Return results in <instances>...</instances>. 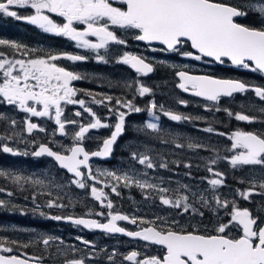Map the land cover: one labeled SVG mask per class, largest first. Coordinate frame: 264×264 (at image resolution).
Instances as JSON below:
<instances>
[{
  "label": "snow or ice",
  "instance_id": "snow-or-ice-1",
  "mask_svg": "<svg viewBox=\"0 0 264 264\" xmlns=\"http://www.w3.org/2000/svg\"><path fill=\"white\" fill-rule=\"evenodd\" d=\"M119 5V6H114ZM30 8L34 10L33 15L21 16L13 8ZM45 13H55L64 19V23L54 22ZM0 14L13 17L17 20H26L28 23L37 25L45 32L55 33L59 36L68 37L76 41L81 48L92 50L105 49L110 42L125 44L126 41L120 39L111 29L112 26L120 29L137 30L135 39L146 41L149 44L156 42L164 47L160 51L176 52L183 57L200 61L203 58H211L213 61L223 64L225 58L232 65L249 69L252 72L264 74V0H239L237 4L226 3L224 0H0ZM250 15L256 17L259 26L239 22L240 18L247 19ZM75 24L85 25L83 30L75 27ZM96 37L97 42H92L88 37ZM190 44L193 51H182V48ZM0 45H9L12 48H19L14 42L0 39ZM157 49H153L156 51ZM0 56H3L0 53ZM60 56L52 55L47 58L35 59H0V73L3 80L0 82V102L13 105L19 110L30 114L31 117H48L54 119L61 135L66 132V124H78L76 120L64 119V109L62 104H79L83 113H88L92 121L88 124L79 123L78 131L73 135V146L66 149V152L53 151L47 145H39V149L32 153L36 157L47 155L53 157L59 166L66 169L76 178L71 181L77 187H86L84 182L85 172L89 179H95L91 173L89 161L91 157H106L112 152V146L117 138L121 136L125 128L126 112H118V120L114 125L110 138L103 141V148L99 151H87L82 142L86 134L92 129L112 127L103 123L96 113L85 105L83 99L76 100L77 89L72 87V82L82 79V77L64 67L58 66L54 61ZM70 61H82L86 57L80 55H66ZM103 60V56H98ZM135 69L137 73L148 75L154 71L151 63H147L145 58L131 53H124L120 61ZM180 83L178 87L184 92H191L192 95L202 97L208 101L219 102L221 97H231L234 93H245L252 91L261 101H264V87L246 84L240 80L217 79L207 75H191L186 71L176 73ZM139 95L143 97L151 89L140 85L137 89ZM90 94V93H89ZM111 101V96L105 97ZM103 103V100L95 101ZM116 103L128 109V112L139 113L141 108L133 105L131 101L122 102L117 99ZM181 104L186 101L181 100ZM157 105L152 103L149 108L150 114L155 116L154 110ZM219 110V109H217ZM109 111H112L110 108ZM229 116L235 115L238 121L251 123L253 118L249 115L228 111ZM264 111V109H261ZM81 111H76L75 116L81 117ZM164 115L172 121L189 119L171 111H165ZM2 118V117H0ZM159 119V117H155ZM26 130L31 134L34 130L44 132L43 127L33 123L30 119L25 121ZM11 125L15 126L16 121L12 120ZM146 127L158 130V124L148 122ZM213 132L212 127L204 129ZM219 135H225L219 133ZM231 141V156L224 157L233 169L244 166H264V133L237 130L228 136ZM176 147H183L177 144ZM189 148H203L204 145L189 144ZM0 150L12 155H27V152L20 153L9 147L7 144L0 145ZM133 158L138 159L141 165L147 168H154L150 157L133 153ZM216 160L210 161L215 165ZM191 167L190 164L185 165ZM161 168H167V163H161ZM207 171L212 174L213 179L208 183L215 189L224 184V173L209 166ZM0 170V176H6ZM107 175L113 176L117 181H123L124 186L131 184L140 189H153L160 193L159 199L163 205L176 209H182L183 213L200 212L189 203L187 194H178L175 198L167 195L169 188L159 187L147 181L135 180L127 174L118 176L113 172ZM14 182L28 178L16 175L12 177ZM243 182V181H241ZM32 183L42 184L41 180H34ZM251 187L245 191L237 190L244 200H249L254 194L257 186L256 181H250ZM258 186L264 189V180L259 181ZM186 188L187 186H182ZM0 191L4 189L0 188ZM112 191L119 195L117 188L112 187ZM177 192L179 190H176ZM264 195V192L260 193ZM8 195H12L11 192ZM91 195L101 202L102 207H107L108 220L101 223L96 219L74 218L71 216H52L53 220H67L71 223L83 226L86 229H100L106 233H122L129 237L139 238L144 241L160 245L163 248L162 255L147 256L139 259L140 253L132 251L124 257L132 264H264V226H262L259 216H254L248 208H239L235 201L221 200L218 196L214 197L217 208L228 209L231 211L226 214L230 217L227 223H218L214 228V234H205L198 231L195 227L192 231L185 228L175 230L172 227H157L154 223L141 220V223H151V226L144 227L139 231H127L118 225V221H129L137 224L136 218H131L120 213H113V203L107 199L102 189L91 187ZM35 200V197H33ZM107 200V204H104ZM204 206L209 205V201L203 196L200 197ZM5 202L0 200V207ZM49 208H62L54 200L47 203ZM43 215V213H41ZM104 216L105 213H97ZM173 223H176L175 221ZM231 229L240 231V235H231ZM53 238H45L42 243L47 247ZM80 239V238H78ZM89 244L87 240L82 241ZM12 243H16L13 241ZM28 245H24L27 247ZM13 248L6 246L5 242H0V253H12ZM113 257L109 256V260ZM39 260L40 258H32ZM0 264H29L28 259H22L17 255L0 254ZM66 264H84L83 259H73Z\"/></svg>",
  "mask_w": 264,
  "mask_h": 264
},
{
  "label": "flooded vegetation",
  "instance_id": "flooded-vegetation-1",
  "mask_svg": "<svg viewBox=\"0 0 264 264\" xmlns=\"http://www.w3.org/2000/svg\"><path fill=\"white\" fill-rule=\"evenodd\" d=\"M239 0H233L232 4H237ZM119 6V5H114ZM21 16L33 15L34 10L30 8H18L14 9ZM46 14V13H45ZM53 16V21L57 20V23H64L62 17L57 16L55 13H51ZM13 19V17H11ZM239 22L249 24L251 26H259V22L256 20V17L250 15L247 19L240 18ZM17 24L24 26L23 29H15L12 31L8 28L11 42H16V44L21 45L19 48H12L9 45L1 46L0 53L5 57H9V60L15 59H30L26 55L25 49L28 50H37L35 58H47L48 56L56 55L61 58L54 61L58 66L64 67L70 71H73L79 74L82 79L72 82V87L77 89V95L74 97L76 100L83 99L85 105L90 107L96 115L101 119L103 123H107L112 127L108 128H99L92 129L89 133L86 134L85 140L82 142L83 147L89 152L99 151L103 147V141L107 138H110L111 132L114 130V125L118 120L119 111H128V109L121 107L116 103V100L119 99L122 102L131 101L134 106L142 108L147 106L150 102L155 100L158 101L159 93L158 90H167L173 86L171 93L174 91L175 84H179V77L176 75L179 71H186L191 75H207L212 76L217 79H233L240 80L249 85L262 86L264 87V74L259 72H252L249 69H244L242 67H237L231 64L230 61L225 59L223 64L215 62L209 58H203L200 61L188 59L189 65L183 66L182 68L179 65H169L165 63H155L152 59L145 58L141 53H139V47H159V49L164 46L161 45H147L141 41L136 40L134 37L137 33V30L134 29H120L114 26L110 30L114 31L116 35L126 41L125 44H116L110 42L107 48L92 50L85 48V51H82L76 41L70 40L68 37L59 36L55 33L46 32L44 35H40L41 32H45L43 29L34 25L31 27V24L26 20H17ZM79 30H83L86 26L81 24H75ZM3 28H0V31ZM91 41H95L96 37H89ZM39 45V46H37ZM37 46V47H36ZM127 49V53L133 55L141 56L145 58L148 63H151L154 67V73L151 75H142L134 71L129 65L123 64L119 61H114L110 57V52L117 51L118 49ZM182 51H193L190 44H186ZM79 52L89 55V59L82 61H75L74 63L66 64L63 60L67 61L66 55H77ZM24 53V55H23ZM118 54H124L125 52H117ZM101 54L103 60H95L94 55ZM163 57L176 58L179 60H174V62L180 61V55L176 52H167L162 51L161 54ZM128 80L129 88L125 86V81ZM160 81L162 84L167 83L168 86L164 87L158 85L156 81ZM148 84L147 87L151 89L149 93L146 94V101L142 103V97L139 95L137 89L141 85V82ZM179 88V87H178ZM180 89V88H179ZM90 93V94H89ZM183 94V101H186V104H181V108H166L168 111H171L175 114H179L183 117H189V119H182L181 121H172L169 117H162L161 123L158 126V131L161 137H167L173 142L181 143L188 136L181 137L180 135H175L174 131L181 130L185 128L187 132L201 130L202 126L205 128L212 127L214 131L221 133L223 114L227 115V129L233 130L238 127V125H246L245 131L252 132H262L264 133V101H261L258 97L255 96V93L252 91H247L245 93L235 94L229 98L221 97L219 102H212L199 99L189 93ZM111 96L113 99L108 101L105 97ZM241 97L246 100L248 96L247 106L243 108L246 112H241V114L249 115L253 118L251 123L245 121H238L235 119V115L229 116L228 112L225 111L222 107L224 100L231 101L236 97ZM103 100V103H96L95 101ZM158 103V102H157ZM202 107L204 111H199V117H196V105ZM64 109V119L69 116H75L76 111H81L79 104H62ZM169 107V106H168ZM205 107H208L206 109ZM112 111H109V109ZM238 108V107H237ZM219 109V110H217ZM239 109V108H238ZM207 110V111H206ZM21 111V110H20ZM163 109L158 110L157 114H162ZM209 111V112H208ZM233 114L239 113L237 109L228 110ZM73 116V117H74ZM137 116L136 112H130V114L125 117V128L121 136L118 137L116 143L113 146L110 158L101 159L99 157L90 158L89 165L91 167L92 176L95 179H89L87 175V169H83L85 172L84 182L86 187L81 189L72 183V189L75 194H72L73 198L76 200L73 203L67 204L64 203L62 208H49L46 204H36L35 207L38 210V214H35L33 206V196L30 193L26 198V206L28 211V220L22 224H26L29 229L33 230L34 233L28 236H22V243L19 244V240L14 243V246L20 249L18 254H4L3 255H17L23 259L33 260L42 264H66L67 261L73 259H83L85 264H109V256H112L114 262L112 264H128V261L124 259L125 256L130 254L132 251H137L140 253L139 259H143L147 256L153 255H162L163 248L160 245L153 244L148 241H144L139 238L129 237L122 233H106L100 229H86L83 226H78L67 220H53L50 217L52 216H62V217H74V218H89L96 219L101 223H106L108 220L107 213L110 211L107 207H102L101 202L97 201L91 195V187L94 185L97 189H102L107 196L108 200H111L113 203V208L111 211L113 213H120L127 215L131 218L137 219V224H131L129 221H118L120 227L125 228L127 231H139L144 227L151 226V223H141V220L154 223L157 227H172L175 230H180L185 228L188 231H192L195 227L198 231L205 234H214V228L218 223H227L228 218L225 220L220 219H208L192 222V221H175V215L173 212L166 211L160 213L156 210L159 207V204L155 206L148 207V205H139V204H128L126 201V187L124 186L123 181L111 180V176L107 175V172H113L118 176H122L126 172V150L125 146L127 140L132 142V145L136 148L140 145L138 142L140 134L136 131H132L131 126L136 128V125L130 124L131 117ZM72 120L78 121V124L73 125L68 128L69 124H66V132L64 135H61L58 131L57 126V137L63 139L69 137L70 145L73 146L75 143L73 140V135L78 131L79 123L88 124L92 121V117L88 113H83L81 117H75ZM115 120L113 123L112 121ZM186 121L185 123H183ZM230 122V123H229ZM230 130V131H231ZM212 134L217 136L216 133ZM69 133V134H68ZM222 135H219V137ZM204 140H199L203 142ZM220 141V140H219ZM161 141L156 140L155 143H160ZM6 143H3L4 145ZM10 144V143H9ZM14 150L24 153L20 147L17 148L15 145H9ZM44 144L50 147L52 150L61 152L59 147L54 145L50 139H43L36 146L31 145L29 150L31 155H12L10 153H4L0 151V163H4V158L14 159L15 161L32 160L37 162L40 165L44 163L51 166V169H55L59 175L64 177L67 181H72L76 179L73 175H70L63 171L56 161L49 156H40L36 157L32 155L33 152L37 151L39 145ZM202 144V143H201ZM17 145V144H16ZM205 145V144H203ZM180 148V147H177ZM182 147L183 153L188 152L187 148ZM203 153L206 155L205 148H201ZM153 150L158 153L161 149L154 147ZM159 157H155V160H158ZM32 164V163H31ZM29 164V165H31ZM257 167V166H256ZM262 166L258 165V169H262ZM254 175V173H252ZM201 178L207 175L206 172H201ZM210 175V174H208ZM190 177V176H189ZM193 178V177H191ZM253 179V178H250ZM261 179V178H260ZM258 184V181H257ZM159 185V184H157ZM10 186H12L10 184ZM115 186L119 195L112 191V187ZM0 188L4 191H0V200H9L11 195H8L12 189L3 187V184L0 182ZM207 188V186H206ZM14 190V188H13ZM12 193V192H11ZM206 193H208L206 191ZM13 195V193H12ZM88 201V202H87ZM158 202L157 199L155 200ZM87 202V203H86ZM242 204L238 205L239 208H248L254 216H259L262 226H264V195L256 193L251 200L241 199ZM104 204H107V200H104ZM103 212L104 216H99L97 213ZM41 213H43L42 217ZM219 215V214H215ZM213 215V216H215ZM49 217V219H46ZM37 221H36V220ZM46 219V220H45ZM176 223H173V222ZM186 225V226H185ZM231 235L239 236L241 233L237 229H231ZM50 234L54 239V244L48 245L46 247L41 240L43 234ZM80 238V239H78ZM87 240L90 243L84 244L82 241ZM61 242V247L65 251L56 250V243ZM28 245L24 247V245ZM63 253L64 256L59 255ZM59 253V254H58ZM66 256V257H65ZM32 258H40L39 260ZM130 262V261H129ZM132 263V262H130Z\"/></svg>",
  "mask_w": 264,
  "mask_h": 264
},
{
  "label": "rangeland",
  "instance_id": "rangeland-1",
  "mask_svg": "<svg viewBox=\"0 0 264 264\" xmlns=\"http://www.w3.org/2000/svg\"><path fill=\"white\" fill-rule=\"evenodd\" d=\"M226 3H233V0H224ZM239 3V2H238ZM14 9V8H13ZM52 20L53 16L51 13H46ZM57 23V20L54 21ZM31 27H34L33 24H31ZM0 28H3V30L0 31V39L3 40H9L10 34L8 28L12 31L13 28L15 29H23L24 26L17 24V19L11 18L8 16H4L3 14H0ZM46 32H41L40 35H44ZM89 39V37H88ZM90 40V39H89ZM11 42V41H10ZM92 42H97V39ZM16 43V42H15ZM77 43V42H76ZM1 46H7V45H0ZM39 46V45H37ZM36 46V47H37ZM79 47V46H78ZM82 51H85V48L79 47ZM153 49H157L156 51H153ZM128 52L127 49H118L116 52L111 51L110 57L114 61H120L122 54H118L117 52ZM27 57L30 59H35L37 50H28L25 49ZM99 51V50H98ZM139 53L143 55L145 58L152 59L155 63H165L169 65H179L180 68L183 66H188L189 58L183 57L180 54V61L174 62V60H179L176 58H169V57H163L162 51L159 50V47H139ZM24 55V53H23ZM77 55L84 56L86 59H89V55H86L85 53L79 52ZM101 54L94 55L95 60L98 59V56ZM6 58L9 59V57L0 56V59ZM38 58V57H37ZM64 63H74L75 61L70 60H63ZM3 76L2 73H0V82H2ZM158 85L162 86H168L167 83L162 84L160 81H156ZM142 85L148 86V84H145V82H141ZM125 86L129 88V82L128 80L125 81ZM173 86H171L167 90H158L159 98L158 103L153 100L150 102L147 106L142 107V111L137 113V116L131 117L130 124L136 125V128L131 126L132 131H136L141 136L138 140L140 145L136 148L132 145V142L127 140L125 150L127 153L126 156V172L122 175L124 176L127 174L129 177H132L135 180L140 181H147L148 183L152 184H159V187H165L169 188L170 191L167 195L175 198L178 194H187L189 196V203L193 204L196 209H198L200 212H203L204 215L200 216L198 213H183L182 209H176L170 206L163 205L160 202L159 196L160 193L157 190L153 189H140L139 187L135 186V184H131L130 186L126 187V202L128 204H139V205H148V207L151 208V206H155L159 204V207L156 208V210L160 213L170 211L173 212L175 215V221H192V222H198L208 219H230V217L226 214L227 212L231 211V205L228 209L223 208H217L215 204L214 197H219L221 200H228V201H235L236 206L239 204L241 205V199H243L237 190L245 191L251 187L250 181H261L264 180V166H262V169H258V165L255 166H244L241 168L233 169L227 160L224 159L226 156H231L233 153L229 151L231 148V141L228 139V136L237 131H245L243 129H236L231 130V132L224 133L225 135H222L219 137L218 132L214 131V133L217 134V136L214 137L212 132L204 131L206 129L204 126H202L201 130L196 131H190L187 132L185 128H181L182 131L175 130V135H180L181 137L188 136L183 142L176 143L173 142L168 138L166 140L165 144L169 145V155L168 158L172 159L175 158L176 155L173 154L171 151L173 147H175L177 144L183 145L184 148L188 149V152L185 151V154L183 155V159L185 162H187V165L194 163L196 166H198L199 162L202 161L200 166V172L202 171L206 172L207 175L205 177H195L193 178L189 177V170L190 168L187 167L185 172L180 167H173L170 168L168 166L167 168H161L157 164L158 161H154V158L151 160L155 162L156 165L154 168H147L146 165H141L138 162V159L133 158V153H136L139 155H146L147 149L150 147L148 153L150 154L151 151L154 148V140L153 135L155 137H160V133L157 132L158 130H152L148 129L146 127L148 122H154L157 123L158 126L161 123L162 117H167L164 115L165 111H168V108H177L180 109L181 103L180 101L183 100V95L180 93L178 89V84L176 83L174 86L173 93L170 92L172 90ZM146 97V94L142 97V103L146 101L144 99ZM248 100V96H246ZM152 103H155L157 105L156 109L154 110L155 116L150 114L149 108ZM169 106V107H168ZM167 109H166V108ZM208 109V107H205ZM163 115L157 114L158 110H161ZM201 109V110H199ZM196 117H199L200 113L199 111H204L202 107H199V105H196ZM199 110V111H198ZM241 112H246L243 108H239ZM207 111V110H206ZM124 112V111H123ZM209 112V111H208ZM127 115L130 114V112L126 111ZM74 116V115H73ZM69 116L66 117V120H72L76 116ZM0 145L3 143L9 144V145H15L20 147L24 152H27V156L31 155V151L29 150V147L31 145L36 146L39 144L40 141L43 139H50L54 145L59 147V149L63 152H66V149L69 148L70 142L69 137H65L63 139H59L57 137V125L54 122V119H50L48 117H31L30 114L25 113L23 111H20L18 107L13 105H8L4 102H0ZM155 117H159V119H155ZM30 119L33 123H36L38 126L43 127L45 129L44 132H40L39 130H34L31 134H29L26 130V123L25 121ZM15 120L16 125L12 126L11 121ZM113 123L115 120L112 121ZM245 125V124H244ZM68 128L71 127V124L67 126ZM222 133V132H221ZM69 134V133H68ZM204 140L203 142H199V140ZM220 140V141H219ZM17 144V145H16ZM173 144V145H172ZM189 144H205L203 148L206 150V155L203 153V150L201 148H189ZM183 148V149H184ZM2 151V150H0ZM179 152H182V149L178 150ZM2 153V152H0ZM180 155L182 153H178ZM172 155V157H171ZM147 156V155H146ZM149 157V156H148ZM215 159L217 162L215 165L210 164V161ZM207 161V162H206ZM32 163V164H31ZM31 164V165H29ZM41 163L33 162L32 160H26L23 161H15L14 159H8L4 158V163H0V170L5 171L8 173L6 176H0V182L3 184V187L12 189L11 192L13 195H11V199L9 200H3L5 202V205L0 207V242H5L6 246L12 247L13 252L12 253H4V254H18L20 253V249L16 246H14L13 241H18L19 244H21L23 241L21 239L22 236H30L34 233L33 230H36L33 228V230L29 229L26 224H22L23 222L28 220V211L26 206V198L27 196L32 193V196L35 197V200H33V206H34V212L35 214H38V210L35 205L36 204H46L49 200H54L59 204H70L75 202L76 200L73 198L72 194H75L72 189V183L71 181H67L64 177L59 175L57 171L54 169H51V166L47 163L40 165ZM211 166L215 170L220 171L224 173V184L222 186H218L215 189L208 183L209 179H213L215 177L212 176L211 173L207 171V168ZM257 166V167H256ZM108 173V172H107ZM254 173V175L252 174ZM210 174V175H208ZM22 176L25 178H28L27 180H21L19 183L14 182L13 176ZM253 178V179H250ZM261 178V179H260ZM34 180H41L43 181L42 184H35L32 183ZM111 180H116L113 176H111ZM243 181V182H241ZM124 183V182H123ZM10 184L12 186H10ZM186 185L187 187L184 188L182 186ZM207 186V188H206ZM14 188V190H13ZM176 190H179L178 192ZM206 191L208 193H206ZM264 192V189H260L258 184L255 189L256 193H262ZM139 193V194H138ZM254 194V195H255ZM139 195V196H138ZM253 195V196H254ZM129 196V198H128ZM138 196V197H137ZM203 196L205 200L209 201L208 206H204L203 202L200 200V197ZM253 196L249 199L251 200ZM157 199V203L156 200ZM88 202V201H87ZM86 202V203H87ZM215 214H219L218 216ZM215 215V216H213ZM42 217H44L42 215ZM45 218V217H44ZM46 219H49L47 217ZM45 219V220H46ZM36 220V219H35ZM37 221V220H36ZM186 226V225H185ZM51 237L50 234L46 233L43 234L41 237V240L45 238ZM52 238V237H51ZM54 244V239L50 241L49 245ZM50 247V246H48ZM64 247V246H63ZM61 247V242L56 243V250L57 252L59 250L65 251L64 248ZM60 253V252H59ZM58 253V254H59ZM59 255L64 256L63 253H60ZM66 257V256H65ZM109 264H112L114 262L113 260H109ZM85 264V261H84ZM128 264H132L128 261Z\"/></svg>",
  "mask_w": 264,
  "mask_h": 264
},
{
  "label": "trees",
  "instance_id": "trees-1",
  "mask_svg": "<svg viewBox=\"0 0 264 264\" xmlns=\"http://www.w3.org/2000/svg\"><path fill=\"white\" fill-rule=\"evenodd\" d=\"M246 106H247L246 100L242 99L239 96L236 97V98H234L231 101L224 100L223 103H222V107H223L224 110L225 109H227V110H231V109L235 110V109H237L239 113H241V111L238 108H245ZM226 117H227V115L224 113L223 114V122H222V127L223 128H221V132L222 133L231 132L230 131L231 129L230 130L227 129V125L228 124L226 122ZM185 122L186 121H184L183 123H185ZM243 126H246V125H238V129L245 130V127H243ZM153 140H154V147L155 148L158 147L161 150L158 153H156L154 150H152L151 153L149 154L148 151H149L150 147H152V146H150L147 149V153H146L147 156L152 157V159L154 158V161H158L157 162L158 165H160L161 163H167V165L170 166V168L180 167V168L183 169V171L188 172V171H186L187 167L185 166V165H187V162H185L184 159H183V155L185 153H183L182 155L178 154V153H182L183 152V151L182 152H179L178 151L179 149H182V147H180V148H177L176 146L173 147L171 151L173 152V154L176 155V157L175 158H172V159L171 158L169 159L168 158V155H169V149L170 148H169V145H166L165 144V142H166V140H168V138L167 137H163L162 138L161 136L160 137H155L153 135ZM156 140H159L161 142L160 143H155ZM155 157H159V159L158 160H155ZM171 157H172V155H171ZM201 163H202V161L199 162L198 166H196L194 163L192 164L193 166H191V168H190V170L188 172L190 177H192V176L200 177L201 176L198 173V172H200ZM153 164H156V163L153 162ZM198 175H200V176H198ZM128 198H129V196H128Z\"/></svg>",
  "mask_w": 264,
  "mask_h": 264
},
{
  "label": "water",
  "instance_id": "water-1",
  "mask_svg": "<svg viewBox=\"0 0 264 264\" xmlns=\"http://www.w3.org/2000/svg\"><path fill=\"white\" fill-rule=\"evenodd\" d=\"M141 42H143L144 44H147V45H160L159 43H156V42H153V43H151V44H149L148 42H146V41H141ZM161 46H163V45H161ZM195 51V50H194ZM207 58V57H206ZM209 59H211V58H209ZM226 59V58H225ZM212 60V59H211ZM227 60V59H226ZM146 61V60H145ZM147 62V61H146ZM148 63V62H147ZM134 71H135V69H134ZM136 72V71H135ZM154 73V71L152 72V73H149L148 75H151V74H153ZM182 90V89H181ZM183 91V90H182ZM184 92V91H183ZM185 93H189V94H191V92H185ZM234 94H236V93H234ZM233 94V95H234ZM192 95V94H191ZM194 96V95H193ZM195 97H197V96H195ZM197 98H200V99H203V100H206V99H204V98H202V97H197ZM118 139V138H117ZM114 146V145H113ZM113 146H112V149H113ZM103 148V147H102ZM39 149V148H38ZM37 149V150H38ZM54 151V150H53ZM110 155H111V153L108 155V156H106V157H99V158H101V159H106V158H110ZM42 156H44V155H42ZM47 156V155H46ZM53 158V157H52ZM92 158V157H91ZM54 159V158H53ZM55 160V159H54ZM56 161V160H55ZM57 162V161H56ZM57 164H58V166H59V163L57 162ZM60 167V166H59ZM61 168V167H60ZM62 170H64V171H66L67 172V170L66 169H63V168H61ZM68 174H70V175H73V174H71V173H69V172H67ZM23 259V258H22ZM29 264H42V263H39V262H36V261H33V260H29Z\"/></svg>",
  "mask_w": 264,
  "mask_h": 264
}]
</instances>
